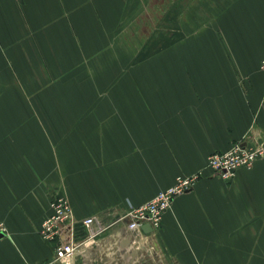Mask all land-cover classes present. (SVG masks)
Returning a JSON list of instances; mask_svg holds the SVG:
<instances>
[{
    "label": "crops",
    "instance_id": "obj_1",
    "mask_svg": "<svg viewBox=\"0 0 264 264\" xmlns=\"http://www.w3.org/2000/svg\"><path fill=\"white\" fill-rule=\"evenodd\" d=\"M182 1L165 0L182 29L149 51L160 64L101 66L112 96L89 103L87 75L71 74L86 73L93 49L117 57L109 42L136 0H0V264H62L39 234L58 196L77 218L109 220L264 134V0H192L186 38ZM158 241L165 263L264 264V158L176 198Z\"/></svg>",
    "mask_w": 264,
    "mask_h": 264
},
{
    "label": "built area",
    "instance_id": "obj_2",
    "mask_svg": "<svg viewBox=\"0 0 264 264\" xmlns=\"http://www.w3.org/2000/svg\"><path fill=\"white\" fill-rule=\"evenodd\" d=\"M260 68L264 73V60ZM250 135L227 151L211 154L207 168L225 181H232L242 168H252L264 157V134ZM200 179V173L178 176L172 186L151 200L117 211L109 220L100 215L77 218L70 199L58 196L51 200L50 214L39 234L55 244L56 260L62 264H73L76 259L86 264H146L150 259L165 264V249L158 241L164 215L175 199L192 191ZM7 236L6 226L0 223V243Z\"/></svg>",
    "mask_w": 264,
    "mask_h": 264
},
{
    "label": "rangeland",
    "instance_id": "obj_3",
    "mask_svg": "<svg viewBox=\"0 0 264 264\" xmlns=\"http://www.w3.org/2000/svg\"><path fill=\"white\" fill-rule=\"evenodd\" d=\"M191 1L192 0H184V3L182 1L183 10L180 11L178 18V20H184V22L186 21L185 19H188L189 22L188 24L189 27L185 26V24L183 27L184 38H186L187 35H189L191 28L190 24L192 20L189 21L190 18L193 17L192 12L189 9L191 6ZM167 6L168 5L167 3H165V0H136V3L130 9L125 11V15L120 25L118 35L115 37L113 42L112 41L109 42L110 45L109 48L110 49L113 48L116 50L115 52L118 54L117 57L114 59L112 58L103 59L101 57L105 54V52H107V50L98 51L97 49H93V51H91L93 56L88 57V62L86 64L87 69L85 67L84 69L83 67H81L80 69V70L86 69L87 70L86 73L82 71L81 73L72 72L71 74L72 80L76 82H79L80 79H82L85 75H87V84H86L87 88L84 91L85 93L84 92L82 93L83 95H85L84 99L89 101V103L91 102L95 103L94 101L96 97H98V99L111 98L112 90H111L110 80L112 79V75L106 73L105 71L104 72L100 71V67L105 65L107 66L111 65L112 60L118 63L119 66L121 67L123 66L127 67L128 65L144 67V66H150V65L154 66L160 64V59L158 57L148 58L147 55H149V51L165 49L164 44L170 41H171L170 44L173 45L176 41L175 35L182 29V27L177 26L175 22L171 20H167L168 18L166 19L164 17ZM166 30L167 32L165 33ZM165 34H167L170 38H172V40L170 41L165 40L164 38ZM41 54H43L42 50H41ZM133 54L135 55V57H133ZM53 59L55 61V66H57V68L59 67V69H62L64 58L53 57ZM96 70L98 72H96ZM67 76H70V74H67ZM118 77L119 79H122L123 77H125V74L121 72ZM107 79L109 80V84H106ZM138 82L140 83V81ZM96 83L100 85L103 84V86H101L98 89L97 87H94ZM102 87H103V91H101ZM141 87H143V85H141ZM82 111L85 113H95L96 106L94 104H90L89 106H83ZM249 134L251 133H248V135ZM256 134L261 135L260 132ZM250 136H253V134H251ZM214 153H218V152H214ZM196 173L201 174L200 180L211 176L219 177L214 173H212L207 168V163L204 168L198 170L197 172H194L193 174ZM132 206L135 205H133L132 202L128 201L127 208ZM110 211H114V210H109V212ZM146 264H160V262L158 260L154 261V259L152 260L150 259ZM165 264H172V263L167 262Z\"/></svg>",
    "mask_w": 264,
    "mask_h": 264
},
{
    "label": "water",
    "instance_id": "obj_4",
    "mask_svg": "<svg viewBox=\"0 0 264 264\" xmlns=\"http://www.w3.org/2000/svg\"><path fill=\"white\" fill-rule=\"evenodd\" d=\"M145 229H146L147 231H150V230H151V228H150L149 226H146Z\"/></svg>",
    "mask_w": 264,
    "mask_h": 264
}]
</instances>
